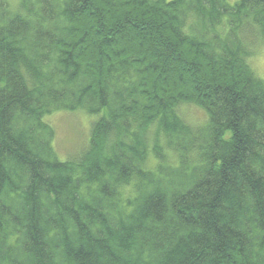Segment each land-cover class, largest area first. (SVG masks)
Instances as JSON below:
<instances>
[{"label": "trees", "instance_id": "obj_1", "mask_svg": "<svg viewBox=\"0 0 264 264\" xmlns=\"http://www.w3.org/2000/svg\"><path fill=\"white\" fill-rule=\"evenodd\" d=\"M255 41L264 0H0V264H264Z\"/></svg>", "mask_w": 264, "mask_h": 264}, {"label": "rangeland", "instance_id": "obj_2", "mask_svg": "<svg viewBox=\"0 0 264 264\" xmlns=\"http://www.w3.org/2000/svg\"><path fill=\"white\" fill-rule=\"evenodd\" d=\"M5 1L14 8L19 0ZM255 43L249 63L254 73L264 81V46L259 41ZM178 113L193 127H198L207 120L205 113L193 105L179 107ZM97 118V115H90L82 109L58 110L44 116L43 121L54 131L52 146L60 162L74 160L84 153L88 148L91 125ZM154 165L155 160L150 155L147 166L152 168Z\"/></svg>", "mask_w": 264, "mask_h": 264}]
</instances>
